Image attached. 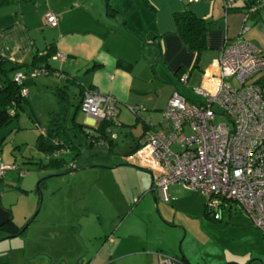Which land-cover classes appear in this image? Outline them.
Instances as JSON below:
<instances>
[{"label": "rangeland", "instance_id": "374dc122", "mask_svg": "<svg viewBox=\"0 0 264 264\" xmlns=\"http://www.w3.org/2000/svg\"><path fill=\"white\" fill-rule=\"evenodd\" d=\"M253 13H241L246 30L240 34V25L236 38H244L264 54V20L256 26L248 17ZM51 63L61 69L58 62ZM28 81L30 103L0 129V157L14 161L15 166L0 180V194L4 202H12L14 220L24 229L21 234L0 230V260L8 258L4 264H69L77 256L96 260L90 264H147L140 253L116 258L115 252L135 248L114 247L121 241L146 246L150 252L158 247L161 260L169 255L164 252L180 255L184 251L191 264H264V235L237 204L209 206L218 213L214 219L212 213L205 215V197L180 182L169 184V201L164 202L150 192L155 173L121 158L130 145L129 139L124 140L125 131H118L112 151L87 143L72 120L75 116L82 122L86 117L76 106L73 84L67 85L71 97L67 107L58 104L54 94L59 82L56 74H38ZM168 90L160 91L159 105L164 106ZM130 113L128 119L134 117ZM223 121V116L214 119ZM55 127L66 128L79 147L77 155L61 153L74 171L61 173V168H39L36 163L45 158L36 147L41 128L47 132ZM111 127L113 132L119 129ZM146 233L150 245L144 244ZM111 237L121 239L107 244Z\"/></svg>", "mask_w": 264, "mask_h": 264}, {"label": "crops", "instance_id": "0c3cea01", "mask_svg": "<svg viewBox=\"0 0 264 264\" xmlns=\"http://www.w3.org/2000/svg\"><path fill=\"white\" fill-rule=\"evenodd\" d=\"M254 1L237 0L234 9L225 13L223 0H198L191 3L187 0H10L0 9V57L28 63L36 52L41 53L52 43L55 52L63 55L61 59H51V62H58L61 68L57 69L59 82L55 89L66 86L68 106H71L68 84L74 85L72 95L78 97V103L84 88L111 94L116 98L119 129L115 128L114 132L117 134L118 131H125L124 140L129 139L130 144L121 155L122 158L130 154L131 148L140 141L147 129L158 127L161 111L173 91L178 90L192 100L199 99L193 88L202 84L205 73L214 70L213 63L223 43L236 39L237 29L243 25L241 13H249L246 4ZM262 3L260 5H264ZM184 10L193 12L212 26L205 33V48L195 68L196 52L184 44L174 21V14ZM47 11L58 16L57 26L44 24ZM251 15L249 19L253 18V24L257 26L258 20H264V9L258 6L255 14ZM119 60L124 61V64L119 63ZM187 70L190 72L186 83L177 82L179 75ZM69 76L73 79L67 78ZM25 81L28 88V78ZM165 87L169 90L164 98V106H161L159 93ZM29 94L28 89L27 96ZM130 106H138L139 110L132 112L134 117L128 119L131 115ZM119 116H122V120ZM72 120L81 132L83 129L90 135L99 134V124L87 114L82 122L76 121L75 116ZM115 145L113 140L112 147L108 144L104 146L112 151ZM9 216L16 226L21 227L14 220L12 202H4L3 194H0V223ZM105 237L108 239L110 236ZM120 239L113 240L111 237L107 244L114 245ZM144 244L150 245L148 233ZM114 247H135L115 252L116 258L140 253L147 264H161V249L158 250V247L150 252L146 246L124 245L122 241ZM164 253L188 257L184 251L180 255ZM77 258L69 264H86L92 260L96 262L90 258ZM7 260H0V264Z\"/></svg>", "mask_w": 264, "mask_h": 264}, {"label": "built area", "instance_id": "2783aa9c", "mask_svg": "<svg viewBox=\"0 0 264 264\" xmlns=\"http://www.w3.org/2000/svg\"><path fill=\"white\" fill-rule=\"evenodd\" d=\"M236 1L223 0L225 13L234 8ZM262 2H250L248 11H255ZM43 22L55 27L58 16L47 11ZM245 30L242 25L240 34ZM61 58V53L52 56L54 60ZM213 67L212 72L204 74L202 84L193 88L199 99L173 91L161 111L158 127L147 129L139 147L123 159L155 173L153 186L164 202L169 201V184L180 182L187 189L199 191L208 204L212 203L209 206L223 200L237 204L264 235V54L238 37L223 43ZM42 73L46 74L44 67L17 71L14 79L20 84ZM188 75V71L183 72L179 82L186 83ZM255 75L258 76L254 79ZM27 94L28 89L23 86L21 95ZM80 109L96 124L109 122L105 132L111 139L116 138L110 129L117 126L119 111L113 95L84 88ZM129 109L136 113L139 107ZM216 116H223L226 121L215 123ZM40 133L44 134L45 129L41 128ZM97 144L106 145L107 141L101 137ZM14 168V162L0 158V178ZM214 197L216 201H212ZM161 264L178 261L164 255Z\"/></svg>", "mask_w": 264, "mask_h": 264}, {"label": "trees", "instance_id": "16d2710c", "mask_svg": "<svg viewBox=\"0 0 264 264\" xmlns=\"http://www.w3.org/2000/svg\"><path fill=\"white\" fill-rule=\"evenodd\" d=\"M9 2L10 0H0V9L3 6L7 5ZM174 21L184 44H186L190 49L196 52V58L193 64V68H195L197 67L199 56L205 48V33L207 32V30L211 29L212 26L203 18L195 16L194 13L189 10L176 12L174 14ZM55 54V49L51 43L47 45V47H45L41 53L36 52L33 55L31 61L28 63L16 62L5 57H0V129L4 126H8L14 119L19 116L20 111L24 110V105L30 103L27 95H21V88L23 86L27 87V83L26 81L20 84L17 83L14 79L15 73L17 71L28 72L31 69L44 67L46 69V74H57L58 70L54 68V66L51 64L52 56ZM123 62L124 61L119 60V63ZM187 71L190 72L189 70ZM67 78L72 77L69 76ZM54 94L56 95V97H58V104L68 106L69 95L67 93L66 86L57 87L54 90ZM78 108L80 109V101L78 103ZM109 125V122H100L99 126H97V131L99 132V134L97 135H90L87 131L83 129L81 130L85 137V140L90 146L98 145L97 142L99 138L102 137L107 141V144L112 147L114 139H111L109 135H107L108 133L105 132ZM78 126L80 127L81 124H78ZM105 135L106 137H104ZM139 145L140 141L136 142L135 145L129 151V153L135 151L139 147ZM36 147L39 151L45 154L44 160L42 159L36 162L38 167L61 168V173H66L71 170L72 164H68V162L64 160L61 154L55 156L54 153L61 150L75 155L79 153L78 145L69 136V133L66 131V128L63 127H55V129H50L44 134L39 133L36 141ZM40 183L41 181L38 184ZM223 202L231 203V201L223 200L219 202V206L223 205ZM210 213H212V217L214 219H217L215 217L217 211L209 207L208 201L206 200L205 215L209 216ZM0 228H3L5 230H11L12 234H21L24 232L23 227H18L14 224L11 216H9L5 221L0 223ZM172 257L177 259L178 264H191L184 257V255H181L179 257Z\"/></svg>", "mask_w": 264, "mask_h": 264}, {"label": "water", "instance_id": "95a60500", "mask_svg": "<svg viewBox=\"0 0 264 264\" xmlns=\"http://www.w3.org/2000/svg\"><path fill=\"white\" fill-rule=\"evenodd\" d=\"M75 169H72V171H74ZM38 193H40V190L38 189L37 190ZM150 192L154 195H156V192H155V189H154V186H153V181H151V185H150ZM154 201H155V198H154Z\"/></svg>", "mask_w": 264, "mask_h": 264}, {"label": "bare ground", "instance_id": "6f19581e", "mask_svg": "<svg viewBox=\"0 0 264 264\" xmlns=\"http://www.w3.org/2000/svg\"><path fill=\"white\" fill-rule=\"evenodd\" d=\"M246 14H247V13H246ZM246 14H245V15H246Z\"/></svg>", "mask_w": 264, "mask_h": 264}]
</instances>
